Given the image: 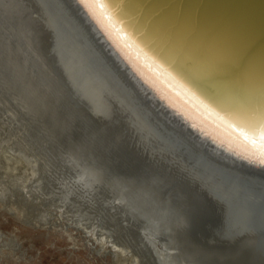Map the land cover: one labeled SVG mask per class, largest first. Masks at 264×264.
<instances>
[{"label":"rangeland","instance_id":"1","mask_svg":"<svg viewBox=\"0 0 264 264\" xmlns=\"http://www.w3.org/2000/svg\"><path fill=\"white\" fill-rule=\"evenodd\" d=\"M50 23L33 0H0V264H254L264 245L241 224L210 235L218 203L76 80ZM135 195L165 213L140 214Z\"/></svg>","mask_w":264,"mask_h":264},{"label":"water","instance_id":"2","mask_svg":"<svg viewBox=\"0 0 264 264\" xmlns=\"http://www.w3.org/2000/svg\"><path fill=\"white\" fill-rule=\"evenodd\" d=\"M33 2L49 17L59 56L72 65L76 80L92 79L107 91L139 122L132 126L137 138L218 203L219 228L211 236L237 232L246 213L264 223V185L252 176L264 166L225 149L172 110L77 0ZM106 3L107 10L100 8L115 32L203 108L249 137L264 126V0ZM90 39L98 50L89 47Z\"/></svg>","mask_w":264,"mask_h":264},{"label":"bare ground","instance_id":"3","mask_svg":"<svg viewBox=\"0 0 264 264\" xmlns=\"http://www.w3.org/2000/svg\"><path fill=\"white\" fill-rule=\"evenodd\" d=\"M77 1L84 8L86 13L93 20L94 24L99 28L102 35L107 39V41L112 45V47L115 48L117 52L127 61L130 67H132V69L135 70V72L139 75V77L152 90H154L157 95H159L161 98L164 99V102L167 103V105H169L172 110L179 113V115L182 116V118H184L187 122H189L191 125L196 127L198 130H200L202 134H208L217 143L224 146L225 149L231 152L233 151L235 154L239 156L245 157L247 159H251L255 163V166L257 167L259 166L260 164L259 160L264 158V149H258L256 145L251 142V137L247 135H241V133L233 129V127L228 125L226 122L222 121L218 117L211 114L210 111L203 108L199 103H197V101L193 97L188 95L181 87L177 86L173 81H171L166 74L162 73L155 66L147 62L140 54H138L134 49H132L128 45V43L125 42L123 38H121V36L118 33L115 32V30L112 28L111 23L106 18V15L102 13L101 8L94 7L91 4L88 5L83 4L80 2V0ZM89 42H90L89 47L92 50L93 49L98 50L93 40L90 39ZM99 55L103 56L101 53ZM256 143L258 144V142ZM174 171L171 172L173 173ZM254 172L256 174L252 176L258 179L259 181L258 184L264 185V172L260 173L257 172L256 170H254ZM157 173L159 172L157 171ZM172 173H168L167 176L171 175ZM167 176L164 175V177H166L167 178L166 180L168 181L170 179ZM175 177L176 175L172 179H174ZM183 178L184 177H182V180ZM187 180L188 179H186V182ZM179 186L181 185H178V188ZM184 190H179V191L183 192ZM261 198L263 197H260V199ZM131 201H132L131 204H133L132 205L133 209L139 212L140 214H143L144 216H146V214L147 215L151 214L153 215L154 218H158L159 216H161L162 213H165L164 211L163 212L160 211L159 213V211H154V209L152 208L150 210V207L148 208L149 209L148 210L147 207L143 206V202H140L138 195H135ZM138 203H140V205ZM244 215L247 216V218L244 219L247 222H243L241 226L243 225V227L245 228V230L244 228L243 230L246 237L249 239L247 240L248 244L251 245L252 243H258L264 245V223L262 222V219L261 220H258L256 218L254 219L252 214L250 213H246ZM238 231L242 232L241 230ZM258 252L259 253H257V251L254 252L252 251L249 253L255 260L254 264H264V246L263 248H259ZM197 261L199 262V259H197Z\"/></svg>","mask_w":264,"mask_h":264},{"label":"snow or ice","instance_id":"4","mask_svg":"<svg viewBox=\"0 0 264 264\" xmlns=\"http://www.w3.org/2000/svg\"><path fill=\"white\" fill-rule=\"evenodd\" d=\"M83 4H91L94 7L107 10L108 5L106 3V0H80ZM147 55V53H145ZM164 70V69H162ZM241 135H247L248 133L245 132L244 129H241ZM258 141V144L256 143ZM251 142L256 145L258 149H264V126H261L259 130L256 133H251ZM259 163L264 166V158L259 160Z\"/></svg>","mask_w":264,"mask_h":264}]
</instances>
